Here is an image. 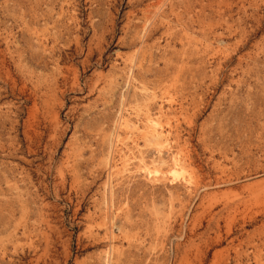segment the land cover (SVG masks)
I'll use <instances>...</instances> for the list:
<instances>
[{
  "label": "rangeland",
  "instance_id": "obj_1",
  "mask_svg": "<svg viewBox=\"0 0 264 264\" xmlns=\"http://www.w3.org/2000/svg\"><path fill=\"white\" fill-rule=\"evenodd\" d=\"M0 264H264V0H0Z\"/></svg>",
  "mask_w": 264,
  "mask_h": 264
}]
</instances>
